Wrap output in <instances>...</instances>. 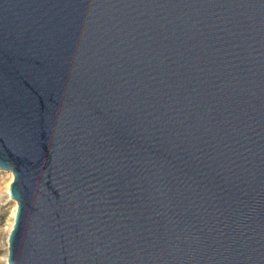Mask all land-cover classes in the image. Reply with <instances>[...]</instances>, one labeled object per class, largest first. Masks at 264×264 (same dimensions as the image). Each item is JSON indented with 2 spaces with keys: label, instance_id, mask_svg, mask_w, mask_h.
<instances>
[{
  "label": "water",
  "instance_id": "1",
  "mask_svg": "<svg viewBox=\"0 0 264 264\" xmlns=\"http://www.w3.org/2000/svg\"><path fill=\"white\" fill-rule=\"evenodd\" d=\"M8 264H264V0H0Z\"/></svg>",
  "mask_w": 264,
  "mask_h": 264
},
{
  "label": "rangeland",
  "instance_id": "2",
  "mask_svg": "<svg viewBox=\"0 0 264 264\" xmlns=\"http://www.w3.org/2000/svg\"><path fill=\"white\" fill-rule=\"evenodd\" d=\"M12 173L0 170V264H8V235L14 223L17 203L10 197Z\"/></svg>",
  "mask_w": 264,
  "mask_h": 264
},
{
  "label": "bare ground",
  "instance_id": "3",
  "mask_svg": "<svg viewBox=\"0 0 264 264\" xmlns=\"http://www.w3.org/2000/svg\"><path fill=\"white\" fill-rule=\"evenodd\" d=\"M15 215V214H14ZM12 226H13V223H12ZM12 226H11V228H12Z\"/></svg>",
  "mask_w": 264,
  "mask_h": 264
}]
</instances>
